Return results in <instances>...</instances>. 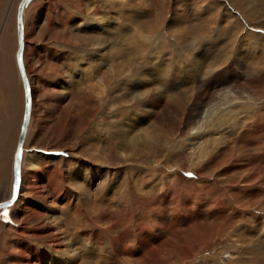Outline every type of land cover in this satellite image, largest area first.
Wrapping results in <instances>:
<instances>
[{"label": "rangeland", "instance_id": "374dc122", "mask_svg": "<svg viewBox=\"0 0 264 264\" xmlns=\"http://www.w3.org/2000/svg\"><path fill=\"white\" fill-rule=\"evenodd\" d=\"M20 1L0 0V202L12 195L13 179L5 183L4 178L13 163L24 112L15 61ZM200 1L34 0L26 9L24 59L35 109L22 172L26 181L30 173L41 179L46 201L36 197L33 185L25 188V198L68 228L70 221L65 219L71 218V207L49 181L63 177L61 189L68 193L69 178L78 168H91L84 175L89 179L92 173L101 172L92 184L100 191L103 178L109 179L120 206L102 205L95 210L93 225L85 230L97 237L107 234L111 251V237L131 227L140 239L146 230L157 236L152 250L141 251L145 258L137 253L128 257L130 264H180L181 259L183 264H205L204 260L264 264V0ZM99 18L111 22V43H117L118 34L125 32L123 49L111 50V60L116 69L129 73L122 78L120 91L105 97L90 95L92 83L84 67L90 64L94 75L113 76L108 68L97 66L104 63L102 54L107 47L94 44L106 31L100 30L101 24L89 23ZM137 30L143 36L153 34L141 51L133 41ZM148 65L167 76L164 83L151 85L158 100L152 98L149 106L160 103L150 110L141 100L131 98L129 80L144 76ZM77 73H83L81 84ZM229 92L244 103L233 107V112L253 108L247 124L225 113L227 106L220 102ZM200 95L206 102L202 107ZM191 107L199 111L191 113ZM118 108L148 115L151 142L142 146L122 143L113 126L122 121L116 115ZM208 110L213 114L208 129L221 124L225 134L217 136L223 137L226 146L220 152L212 144L204 153L207 160L202 161L199 156L208 146L206 139L190 146L186 138L201 135L197 128ZM29 159L33 166L26 164ZM30 212L16 217L13 207L0 210V264H19V249L42 246V223ZM98 243L92 241L88 251H95L101 260ZM127 244L133 254L141 249L138 241ZM107 253L103 251L102 256Z\"/></svg>", "mask_w": 264, "mask_h": 264}, {"label": "bare ground", "instance_id": "6f19581e", "mask_svg": "<svg viewBox=\"0 0 264 264\" xmlns=\"http://www.w3.org/2000/svg\"><path fill=\"white\" fill-rule=\"evenodd\" d=\"M32 1H34V0H32ZM32 1H30L24 7L23 14H22V26H23L22 64H23L24 72H25V75H26V78H27V81L29 84L30 95H31L30 119H29V123L27 126L26 134L24 137L23 145H22L21 163H20V182L18 184L17 192L15 194V197L12 200H10L11 199V197H10V199H8L7 201H3L0 203H7L8 201H10L8 203L9 206H7V208L13 207V209H15L14 214L16 217H18L21 214H24L26 212H30L29 209L34 207L36 209L35 212H33V210H32V212H30V213H31V216L34 218V220L42 223L43 231H41L39 235L42 236L41 239H44V240L42 241V246L40 248H38V246H36V247L35 246H24L23 249H19V253L17 254L19 257H18L17 261L19 262V264H107V262H104V261L112 260L115 263H119V264H130L131 260L128 257L135 256L137 253H138V256H142L143 252H141V251H143V248L152 250L153 249L152 248L153 238H154V240L156 239L155 241H157V236L154 235L155 233L153 234V233H150L148 230H146L144 236L140 239L137 237V235H135V228L131 227L128 231H124V233L121 234L117 238H113V236L111 235L112 236L111 239L114 241L113 246H112L114 250L111 251L110 249L108 250V248H107L109 246L110 240L109 241L105 240V238L109 237L107 234H106V237H102V236L97 237L92 232V230H90L89 232H87L85 230V229H87V227L90 228V226L93 225V218L95 215L94 214L95 210H98L99 208H101L102 205H104L106 207L111 206L114 209H118L120 206L119 199L117 198V196L114 197L110 191V189H112L114 187H110L111 184H110L109 179L103 178L100 191H98L99 189L96 190L94 185L92 184L93 183L92 179H94L95 176L99 175L101 172L100 173L99 172L98 173H92L91 174L92 176L89 179V178H85L84 175L91 168L90 169L78 168L73 173L72 179L69 178L70 180L68 181V184L70 187V191L68 193H66V192L63 193V191L61 189L62 188L61 184L63 183L61 180H64L63 177L59 176V177H57V179L52 180L53 182L49 181V184L53 185L54 190L57 189L56 191H58V195H59L58 197H63L66 205L71 207V218L65 219L66 222L70 221V227H68V228H65L67 223L63 224L61 226L60 220H58V222H56V220H55L56 218L54 219L53 216L50 215V212L48 210L45 213L41 212V208L39 206L35 205L34 203H32L30 201H27L25 198L26 197L25 188L33 185L32 190L36 194V197L42 199L43 201H46V196H45L44 190L43 191L40 190L41 186H39V180H41V179L37 178L38 176L35 175L34 173H30V175L28 174L29 175V176H27L28 180L26 181L25 177H23V172H22L24 153H25V145H26V141H27L28 136H29V131L31 129V124H32L33 115H34L33 112L35 109V103L33 101L34 96H33V90H32L33 84L31 83V81L29 79L28 71H27V67H26L25 59H24V55H25V51H26V47H27V36H26V27H25L26 9ZM255 1H257V0H255ZM235 2H236V0H235ZM202 4H201V6H203ZM240 4H242V3H239L238 5H240ZM245 7H247V6H245ZM251 7H253V6H251ZM240 8L242 9L241 6H240ZM244 11H245V9H244ZM92 21H90L89 25L101 24V25H103V27H100V30H103V32H104V30L106 31L105 32L106 35L101 36L99 41H96L94 45H96L98 47H102V48L107 47V49H106L107 54L106 53L102 54V58H103L104 63L98 64V65L95 64V65L101 66L103 68V70H105V69L107 70V68H108V70L111 71V74H113V76H112V78H110L111 76L110 77L107 76L105 74V72H104L105 75H102L100 73H99V75H94V69L90 64H88V65L85 64L84 67H85L86 71H88V73H86V76L90 77L89 82L92 83V85H90V87H92V89L91 90L89 89L90 92H92V94L89 92L90 95L95 94V95H100V96L105 97L106 95H111V93L116 92L117 89L120 88V85H121L120 83L122 81V78L126 75L125 73H127V77L129 76L128 75L129 73L126 72V70L124 68L116 69L114 67L115 64L113 65L114 60H111V58H112L111 55L113 53V51L111 52V50H116V49L122 48V46H124L123 44H125L124 43L125 41L123 38H121V36L126 35V34H124L125 32L118 34L117 37H118L119 41L117 40L118 42L117 43L115 42L113 44V43H111L112 38H110V33L112 34V32H113V29L112 28L110 29V26H109L111 24V22L108 21L106 23L105 22L103 23V22H101L100 18L96 19V21H93V22ZM171 26H174V25L172 24ZM173 30H175V29H173ZM153 33H155V32H153ZM152 36H153V34L152 35L150 34V36H148V35L143 36L141 31L137 30L134 37H133V41L135 43L134 45L138 46L140 51L142 49L144 50V48H146L147 44L151 40ZM91 42H90V45H91ZM92 43H94V42H92ZM91 46L93 47V45H91ZM119 50H121V49H119ZM115 57H116V55H115ZM116 60L117 59H115V61ZM149 60H151V59H149ZM201 63L197 62V64H199V65ZM58 67H60V66L58 65ZM61 67H60V69H61ZM85 69L83 68V70H85ZM57 70L61 71L58 68H57ZM145 70H146V72H145L146 74L144 76H140V77H138V79H135V78H133L132 80L129 79L130 81H132V84H131L132 85V88H131L132 93L130 92L131 93L130 95H132L131 98L134 100H138V99L141 100V103L145 107V109L150 110L151 108H153V109L157 108L159 106L158 104L160 103V102L156 103V105L153 103L154 105H152V107L149 106L148 102H151L153 100L152 98H154V96H153L154 90L151 92V87H152L151 85H153L155 83V81H157V83H164V80L165 79L167 80V76L164 73H162V71L157 70V68H155V66L149 67V65H148V67H146ZM82 76H83V73L82 74L77 73L76 78L78 79L77 80L78 84H81ZM84 76H85V74H84ZM176 76H180V75L176 74ZM61 77H63V76H61ZM142 78L143 79L146 78V80H143ZM91 79H92V81H91ZM112 79H114V83L110 82V80H112ZM179 79H182V77L180 76ZM183 81L186 82L185 79ZM211 87L212 86H209V88H211ZM93 88H96V90H94ZM41 89L42 88H40V90ZM119 91H120V89H119ZM259 99H262V98H259ZM154 100L156 101L158 99L154 98ZM222 100L224 102H220V103H222V105H224V106H227L224 109L225 113L226 112H227V114L231 113V117H234V118L237 117V118H239V120H242V123L247 124V121L250 119L249 114L251 115V113H252V111H250V110H252L253 108L252 109L249 108V110H247V111H244V109L243 110L241 109L242 111L237 110V111L233 112L232 109L236 108L237 104H242V102H240V98H238L236 95H234L233 93H230V92L228 94H226L222 98ZM184 101H185V99H184ZM199 101H200V103H198V104L200 107H202L206 103L205 99L203 100L201 98V95L199 96ZM251 101L252 100H250V102ZM129 102H131V101H129ZM172 104H173V102H172ZM55 109L58 110V107H56ZM190 110H191V113H193V111H199V109L194 108V107H191ZM209 112L210 111L208 110L207 113L205 114V116L203 117V120H204L203 123H201L200 126H198V128H197V130L201 132L200 133L201 135L198 134L199 135L198 137H191V135H190L186 138V141H189V143H191L190 146L195 144V142L198 139H200L201 141L203 139H206L207 145H208V146L206 145L207 148L205 149V151H202L203 154H200V156H199V154L197 155V156H199L200 159H203L202 161L207 160L208 157L204 153H206V151L209 150V148L212 146V144L215 145L216 151H220V152L222 150V147L226 146V143L222 142V140H221L223 137L217 136V134H219V135L225 134V133L222 134V132L225 131V129H221V127H222L221 124H219L220 126L216 125L217 127L215 126V128H216L215 130H214V126H212L210 129H208V126H207L208 125V118L210 120V118L213 117V114H211V113L209 114ZM249 112H251V113H249ZM116 113H117L116 115H120L122 117V121H120L119 123L117 122V125L115 124L113 126H114V129H115L117 136H120L122 143L132 144V145L136 144V145L142 146L144 144H147L148 141L151 142L153 133L151 132L149 127L146 126V120L148 119L147 114L146 115H143V114L139 115V113H136V112L127 113V112H125V110H122V109H119V111ZM192 119L193 118L191 117L189 119V121H191ZM229 126H230V124H229ZM194 129H192V131H194ZM191 133H193V132H191ZM226 133H228V131ZM211 137H213L214 140H212L213 138H211ZM131 142H133V143H131ZM178 144H180V143H178ZM176 145H177V143H176ZM140 148L141 147H137L136 151H139ZM175 148H177V147H175ZM233 157H234V155H233ZM26 164L28 166H33L35 163L31 159H29L26 162ZM42 175H44V173H42ZM57 175H59V174H57ZM114 189H116V187ZM41 192H42V194L40 195ZM98 193L100 195L99 201L97 199ZM49 208H51V207L50 206L47 207V209H49ZM0 210H4V207L1 208ZM109 228L112 229L111 227H109ZM125 229H127V228H125ZM92 241H94V244H97L99 242L97 246L99 248L101 260L96 258V256L94 255L95 251L94 252L88 251L91 248L90 245H91ZM136 241H138L141 249L139 250V252L137 250L135 252V254H133L131 251L132 248L131 249L129 248L127 242L128 243H130V242L135 243ZM83 248H85V249L83 250ZM39 249H41V250H39ZM103 251H107L108 253L104 254L102 256ZM17 252H18V250H17ZM155 252H156V250H155ZM14 258H15L14 260H16V257H14ZM143 258H145V256ZM120 259L123 260L122 263L120 262ZM183 260L184 259L180 260V264L181 263L183 264ZM204 262H205V264H211L208 260L207 261L204 260ZM131 264H134V262H132ZM170 264H173V262H171ZM174 264H177V263L174 262Z\"/></svg>", "mask_w": 264, "mask_h": 264}, {"label": "water", "instance_id": "95a60500", "mask_svg": "<svg viewBox=\"0 0 264 264\" xmlns=\"http://www.w3.org/2000/svg\"><path fill=\"white\" fill-rule=\"evenodd\" d=\"M32 0H21L17 6V12H16V34H17V49L15 54V61H16V67L21 79L23 92H24V112L22 117V122L20 126V132L18 136V141L13 157V184H12V200L15 197V194L18 189V184L20 182V163H21V153H22V145L24 141V137L26 134L27 126L30 119V108H31V95H30V89L29 84L24 72L23 64H22V48H23V26H22V14L24 7ZM17 166H19V171L17 172ZM10 201L7 203H0V205L4 206V210L9 206ZM3 207H0V209Z\"/></svg>", "mask_w": 264, "mask_h": 264}, {"label": "crops", "instance_id": "0c3cea01", "mask_svg": "<svg viewBox=\"0 0 264 264\" xmlns=\"http://www.w3.org/2000/svg\"><path fill=\"white\" fill-rule=\"evenodd\" d=\"M14 153H15V150H14V152H13V155H14ZM13 157H14V156H13ZM12 166H13V163L11 164V167L9 168V172H6V178H7V179L4 178L5 183L9 181V178H10V177H11V180L13 179ZM12 183H13V182H12Z\"/></svg>", "mask_w": 264, "mask_h": 264}, {"label": "snow or ice", "instance_id": "6c2138e0", "mask_svg": "<svg viewBox=\"0 0 264 264\" xmlns=\"http://www.w3.org/2000/svg\"><path fill=\"white\" fill-rule=\"evenodd\" d=\"M19 171V166H17V172ZM0 207H4L3 205H0ZM7 216V213H5V217Z\"/></svg>", "mask_w": 264, "mask_h": 264}]
</instances>
